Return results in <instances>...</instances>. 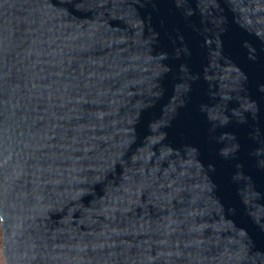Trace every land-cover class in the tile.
I'll return each mask as SVG.
<instances>
[{
	"label": "water",
	"instance_id": "95a60500",
	"mask_svg": "<svg viewBox=\"0 0 264 264\" xmlns=\"http://www.w3.org/2000/svg\"><path fill=\"white\" fill-rule=\"evenodd\" d=\"M6 264H264V0H0Z\"/></svg>",
	"mask_w": 264,
	"mask_h": 264
},
{
	"label": "rangeland",
	"instance_id": "374dc122",
	"mask_svg": "<svg viewBox=\"0 0 264 264\" xmlns=\"http://www.w3.org/2000/svg\"><path fill=\"white\" fill-rule=\"evenodd\" d=\"M2 248H3V243H2V231H1V222H0V264H6Z\"/></svg>",
	"mask_w": 264,
	"mask_h": 264
}]
</instances>
